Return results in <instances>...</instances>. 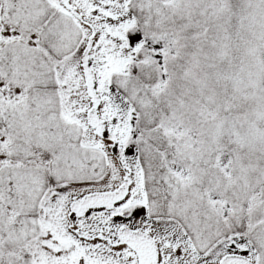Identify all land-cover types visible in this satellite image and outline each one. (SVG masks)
<instances>
[{"label": "snow or ice", "instance_id": "obj_1", "mask_svg": "<svg viewBox=\"0 0 264 264\" xmlns=\"http://www.w3.org/2000/svg\"><path fill=\"white\" fill-rule=\"evenodd\" d=\"M0 264H264V0H0Z\"/></svg>", "mask_w": 264, "mask_h": 264}]
</instances>
